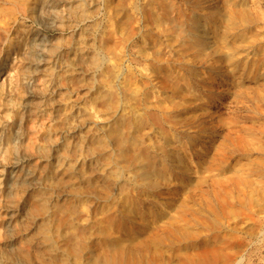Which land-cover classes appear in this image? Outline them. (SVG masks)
I'll list each match as a JSON object with an SVG mask.
<instances>
[{"label": "rangeland", "instance_id": "rangeland-1", "mask_svg": "<svg viewBox=\"0 0 264 264\" xmlns=\"http://www.w3.org/2000/svg\"><path fill=\"white\" fill-rule=\"evenodd\" d=\"M0 264H264V0H0Z\"/></svg>", "mask_w": 264, "mask_h": 264}, {"label": "bare ground", "instance_id": "bare-ground-1", "mask_svg": "<svg viewBox=\"0 0 264 264\" xmlns=\"http://www.w3.org/2000/svg\"><path fill=\"white\" fill-rule=\"evenodd\" d=\"M48 3H49V1H48ZM48 3H44L42 1L41 2V5H40L41 8H39V5H38V9H40L38 11L42 12V8L45 7V6L47 7L48 6ZM46 10H48V8ZM41 14L42 13H40L39 16H42ZM43 14H44V12H43ZM46 15H48V14H46ZM43 18H45V17H43ZM43 28H44V26L42 28L38 29L37 31H35V33L32 34L31 37L28 40V47H27L28 48V51L27 52L30 53V57H29V60H28V62H29L30 65H32L33 63L36 62L38 55H40L41 53H43V50L45 49V46L47 44V42H46L47 40L45 39V36H44V33H43ZM33 75H34V71L33 70H30V69H27V71L25 73V80H26V83L27 84H30V82L32 81L31 79H32ZM128 140L130 141V143L133 145V147L135 149H139V147L141 146L140 145V141L141 140H139L137 138V136H135V133H133V132L129 133ZM144 163H146V162H144ZM18 165H19V162L17 160H14L12 162V164H11V167H16ZM143 165L145 167V164H143ZM141 175L142 176L143 175L145 176V168L141 171Z\"/></svg>", "mask_w": 264, "mask_h": 264}]
</instances>
